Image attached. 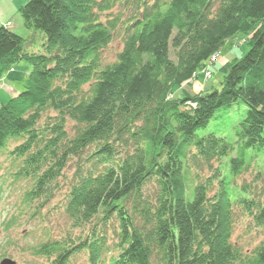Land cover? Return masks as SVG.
Wrapping results in <instances>:
<instances>
[{"label": "trees", "instance_id": "trees-1", "mask_svg": "<svg viewBox=\"0 0 264 264\" xmlns=\"http://www.w3.org/2000/svg\"><path fill=\"white\" fill-rule=\"evenodd\" d=\"M129 1L28 0L18 13L29 36L0 26V80L19 63L30 66L25 90L0 103V151L22 139L10 155L21 160L18 177L33 182L27 201L48 203L67 187L73 229L94 227L75 248L44 243L34 255L47 264L83 251L88 264H153L154 256L158 264H264V235L249 253L231 241L238 210L264 232V172L242 184L246 197L231 200L219 163L233 146L196 134L241 101L247 113L235 128L240 155L231 175L248 171L244 150L264 151V0H131L122 50L103 67L100 52L117 22L101 16ZM239 33L248 51L220 68L221 89L177 98L175 88ZM85 152L91 168L78 164L68 178V163ZM151 182L152 198L142 193ZM112 217L118 251L107 262L94 225Z\"/></svg>", "mask_w": 264, "mask_h": 264}, {"label": "rangeland", "instance_id": "rangeland-1", "mask_svg": "<svg viewBox=\"0 0 264 264\" xmlns=\"http://www.w3.org/2000/svg\"><path fill=\"white\" fill-rule=\"evenodd\" d=\"M130 1L116 5L110 13L101 16L102 21L111 20L117 22L116 31L113 32L110 43L100 52V60L103 67L114 63L122 50L124 27L133 14V6H130ZM6 2H12V0ZM14 19V27H11L10 23L5 24V26L9 27L14 33L21 37L25 38L29 36V32L23 27L19 13L16 14ZM247 38L248 37L242 33L235 35L224 43L218 57L220 58L222 55H227L228 53H231L228 57L229 60L244 56L248 51V47L245 44ZM170 57L174 60V55L172 53ZM219 58L215 63L200 69L191 83L175 88L174 95L177 98L183 97V90L185 93L191 95L200 92L207 94L214 90H220L224 77L220 68L224 65H222L221 62L217 63ZM22 64L29 67L30 72V66L25 62H22ZM16 66L17 65L14 67ZM13 70L14 68L12 67L7 72L16 71L20 75H22V73L24 74L20 66H17V68ZM5 74L3 77H5ZM24 78L25 75L23 76V79ZM18 82L16 87H20V93L25 90L27 85L24 86L23 82H21V84H18ZM205 82H207V88L202 90V86ZM6 85L7 84H0V103L2 104L10 100V96L5 90ZM2 93L9 98H2L4 96H1ZM246 113L247 107L241 101H237L228 108L217 110L206 128L196 133L198 137H205L211 133L215 134L218 137L224 138L233 146V151L228 156L221 159L219 163L221 177L224 179L225 183H227V189L231 200L246 197L248 194L242 191V184L244 185L250 182L257 172H264V151L258 152L250 149L243 151V158L245 159L248 171L242 173L238 177H233L230 173L231 159L240 155L235 136V128L243 121ZM47 115L53 116V113L48 112L39 122L38 128H41L47 122ZM73 127L74 124L68 121L66 126L68 135L73 134ZM22 142V139L11 140L5 149L0 151V262L8 258L14 261L15 264H47L48 259L45 256L34 255L35 248H38L44 243L52 244L65 241L69 242L70 247L75 248V245L79 244L77 239L88 236L91 229L94 227L88 226L84 230L83 228L73 229L71 221L64 212V196H66L65 192L67 187L57 192L55 197L48 203L43 204L40 201L29 203L27 201L26 193L30 190L33 182L31 179H22L18 177L17 172L21 167V160H16L10 155L12 149ZM90 152L91 150L88 151V153ZM88 153L85 152L81 160L75 159V163L71 161L68 163V167L65 170L68 178L73 176L78 164H81L84 169L91 168L93 159L88 158ZM214 166H216V164H214ZM199 175L201 178H205L208 172L203 170ZM197 181L195 180V182ZM155 192L156 185L154 182L148 183L142 190L144 196L151 198ZM240 213V210H238L237 223L231 241L244 252L249 253L260 243L264 232L254 227L251 219L246 215L241 216ZM94 226H98V231L104 236L107 246L104 259L108 262L118 251L116 248L119 239L118 221L116 217H112V219L105 224L99 220ZM71 241H73L72 244L70 243ZM67 264H88L86 252L83 251L76 255L74 253L69 258ZM153 264H158L155 256L153 257Z\"/></svg>", "mask_w": 264, "mask_h": 264}, {"label": "crops", "instance_id": "crops-1", "mask_svg": "<svg viewBox=\"0 0 264 264\" xmlns=\"http://www.w3.org/2000/svg\"><path fill=\"white\" fill-rule=\"evenodd\" d=\"M6 1H8V0H0V26H3L5 24L10 23L11 27H14L15 26V19L14 18L16 17V14H18L19 8L21 6H23L27 1L26 0H12V2H6ZM230 54L231 53H228L227 55L225 54L222 56L220 55L221 57L219 58V61L217 63L221 62L222 65H225L228 61L233 60L234 58H232L231 60L228 59ZM17 66H20L23 69L24 74L22 73V75H20L19 73L14 71L15 68H17ZM17 66L13 67L14 72H11V71L7 72L5 74V77H3V79L0 83V84H4V85L7 84L5 86V90L8 92L10 99L17 97L21 93V92L19 93L20 87L19 86L16 87L18 81H20V82H18V84H21V82H23L24 86L28 85V80H27L26 76L29 73V67L23 65L22 63L17 64ZM24 75H25V78L23 79ZM206 83L207 82H205L203 84L202 90L207 88ZM194 84H195V82H194ZM183 92H185V91L183 90ZM1 96H3L2 98H5V99L9 98L4 93H2ZM5 99H3V100H5Z\"/></svg>", "mask_w": 264, "mask_h": 264}, {"label": "built area", "instance_id": "built-area-1", "mask_svg": "<svg viewBox=\"0 0 264 264\" xmlns=\"http://www.w3.org/2000/svg\"><path fill=\"white\" fill-rule=\"evenodd\" d=\"M218 58H219V57H218V54L212 56V57L210 58V60L206 63L205 66L210 65V64H212V63H215L216 60H217ZM208 74H209V73H208Z\"/></svg>", "mask_w": 264, "mask_h": 264}, {"label": "water", "instance_id": "water-1", "mask_svg": "<svg viewBox=\"0 0 264 264\" xmlns=\"http://www.w3.org/2000/svg\"><path fill=\"white\" fill-rule=\"evenodd\" d=\"M0 264H15V262L8 258H5L0 262Z\"/></svg>", "mask_w": 264, "mask_h": 264}]
</instances>
